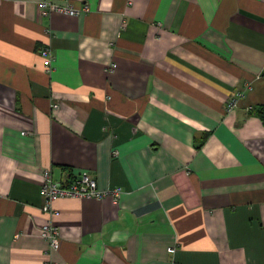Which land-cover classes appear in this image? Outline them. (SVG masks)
Returning <instances> with one entry per match:
<instances>
[{"label":"crops","instance_id":"1","mask_svg":"<svg viewBox=\"0 0 264 264\" xmlns=\"http://www.w3.org/2000/svg\"><path fill=\"white\" fill-rule=\"evenodd\" d=\"M38 1L0 0V264H264V0ZM46 169L120 196L48 216Z\"/></svg>","mask_w":264,"mask_h":264},{"label":"built area","instance_id":"2","mask_svg":"<svg viewBox=\"0 0 264 264\" xmlns=\"http://www.w3.org/2000/svg\"><path fill=\"white\" fill-rule=\"evenodd\" d=\"M65 3H58L56 0H39L38 6L41 14L48 17L52 12H57L66 15L77 16L82 13L90 12V7L86 2L80 6L75 7L70 3V0H63ZM39 54L43 58L44 70L50 74L53 70L55 55L50 47L43 45L39 48ZM243 94L237 93L229 98L226 102V111H230L237 107L239 100ZM54 107L58 105L53 104ZM250 109V108H249ZM121 190L119 188L98 189L96 180L88 173L80 174L74 177L69 182H62L52 178L50 170L46 169L43 172V180L40 187V194L42 198L41 212L50 216L53 213V203L57 199H82V198H96L103 199L111 197L113 201H117ZM40 236L48 243V250L50 253L57 252L60 247L59 230L50 220H47L41 227ZM168 253L173 255L174 247L168 248ZM45 264H57V262L49 261Z\"/></svg>","mask_w":264,"mask_h":264},{"label":"trees","instance_id":"3","mask_svg":"<svg viewBox=\"0 0 264 264\" xmlns=\"http://www.w3.org/2000/svg\"><path fill=\"white\" fill-rule=\"evenodd\" d=\"M252 114H255L264 122V106H259L255 110L251 111Z\"/></svg>","mask_w":264,"mask_h":264}]
</instances>
